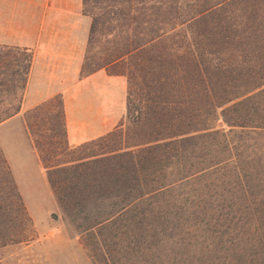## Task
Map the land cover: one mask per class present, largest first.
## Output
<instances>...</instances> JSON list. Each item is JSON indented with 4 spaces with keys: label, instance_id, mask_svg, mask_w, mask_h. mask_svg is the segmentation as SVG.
Wrapping results in <instances>:
<instances>
[{
    "label": "trees",
    "instance_id": "1",
    "mask_svg": "<svg viewBox=\"0 0 264 264\" xmlns=\"http://www.w3.org/2000/svg\"><path fill=\"white\" fill-rule=\"evenodd\" d=\"M81 13L79 75L125 78L123 120L73 148L58 97L23 121L90 262L264 264V0H81ZM29 57L0 46V122ZM31 228L0 150V244Z\"/></svg>",
    "mask_w": 264,
    "mask_h": 264
},
{
    "label": "crops",
    "instance_id": "2",
    "mask_svg": "<svg viewBox=\"0 0 264 264\" xmlns=\"http://www.w3.org/2000/svg\"><path fill=\"white\" fill-rule=\"evenodd\" d=\"M89 18L81 0H0V46L29 52V63L18 111L0 122V150L24 203V189L11 167L2 137L16 126L32 161L46 180L23 121V113L58 97L67 148H73L116 128L125 113V78L99 68L79 75L85 52ZM10 129V130H9ZM48 212V213H49Z\"/></svg>",
    "mask_w": 264,
    "mask_h": 264
},
{
    "label": "rangeland",
    "instance_id": "3",
    "mask_svg": "<svg viewBox=\"0 0 264 264\" xmlns=\"http://www.w3.org/2000/svg\"><path fill=\"white\" fill-rule=\"evenodd\" d=\"M96 44L97 49L100 44L104 46L102 41ZM3 130L4 127L0 128V133ZM2 139L11 167L24 189L32 228L31 231L23 229L25 240L0 244V264H92L69 218L58 205L49 212L56 207L55 203L46 193L40 168L32 161L16 126ZM56 143V152L60 155L55 160L68 157L61 154L60 143Z\"/></svg>",
    "mask_w": 264,
    "mask_h": 264
}]
</instances>
